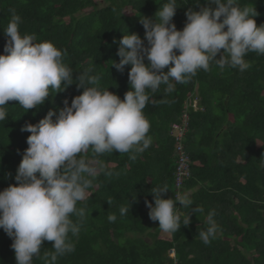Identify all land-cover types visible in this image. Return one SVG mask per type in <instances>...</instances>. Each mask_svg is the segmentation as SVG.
Masks as SVG:
<instances>
[{"label":"trees","instance_id":"16d2710c","mask_svg":"<svg viewBox=\"0 0 264 264\" xmlns=\"http://www.w3.org/2000/svg\"><path fill=\"white\" fill-rule=\"evenodd\" d=\"M167 2L0 0V54L8 39L4 29L15 12L21 17V33L35 34L36 42H52L74 76L90 69L91 75L99 77L101 89L123 99L130 90L131 65L119 71L113 64L121 59L119 40L128 33L144 38L141 18L156 20V12ZM238 3L256 9L257 25L264 24V0ZM176 5L173 22L182 30L187 10L208 7L209 0H176ZM245 58L251 67L243 72L231 67L220 70L213 64L210 71L198 70L187 84L177 83L171 93L165 91L166 85L149 93L143 111L150 122L152 144L135 159L119 152L95 156L91 149L84 154L99 171L87 199L77 205L86 215L78 236L70 234L75 250L58 257L57 264H264V55L251 52ZM83 91L74 82L27 112L18 101L8 102V117L0 121V191L18 183L16 172L31 135L21 128L38 123L50 110L58 115L65 99L70 105ZM195 101L200 107L194 106ZM183 112L189 114L184 147L193 167L181 190L191 192L193 204L182 208L177 202L181 228L165 233L158 221L150 219L146 201L154 204V188L167 185L165 198L178 190L174 175L178 156L171 128L174 122H182ZM121 206L128 209L123 216ZM193 207L204 211L192 213L190 225L183 226L184 215ZM210 212L218 231L206 245L198 233L206 230ZM109 214L117 216L115 222H109ZM12 243L0 228V264H16ZM52 244L44 241L33 264H45L43 254L54 251Z\"/></svg>","mask_w":264,"mask_h":264},{"label":"clouds","instance_id":"9594fccd","mask_svg":"<svg viewBox=\"0 0 264 264\" xmlns=\"http://www.w3.org/2000/svg\"><path fill=\"white\" fill-rule=\"evenodd\" d=\"M177 7L176 0H168L156 12V20L141 18L144 38L128 33L119 40L121 59L113 64L119 71L131 65L130 90L123 99L101 89L99 77L91 75L90 69L74 76L62 62V51L50 41L36 42L35 34H22L21 17L12 13L4 29L8 38L4 54H0V121L8 117L9 101H18L27 112L74 82L84 88L70 105L65 99L58 115L50 110L38 123L21 128L31 135L16 172L18 183L0 191V228L13 240L16 264H33L44 241L53 242L54 250L44 252L45 264H57L58 257L75 250L70 234L78 236L86 215L77 205L87 199L97 175L95 161L86 160L84 154L91 149L95 156L119 152L135 159L147 150L152 138L143 110L149 93H156L161 85L171 93L177 83L187 84L198 70L210 71L213 64L220 70L231 67L243 72L251 67L245 58L248 53L264 55V24L257 25L256 9L241 8L238 0H209V6L199 11L188 9L186 24L179 30L173 22ZM187 138L188 133L184 142ZM168 191L167 185L154 188V204L146 201V206L162 232L174 233L181 228L177 202L188 208L193 201L190 191L177 190L165 198ZM203 211L193 207L184 215L183 226L190 225L192 213ZM127 212L120 207L121 216ZM213 217L208 213V226L198 233L206 245L217 235ZM116 219L115 214L108 215L109 222Z\"/></svg>","mask_w":264,"mask_h":264},{"label":"built area","instance_id":"2783aa9c","mask_svg":"<svg viewBox=\"0 0 264 264\" xmlns=\"http://www.w3.org/2000/svg\"><path fill=\"white\" fill-rule=\"evenodd\" d=\"M182 116V122L173 123L171 128V135H173L176 140V152L178 156V164L176 166L175 172V185L178 190L182 189L184 182H186V180H188L192 174L191 157L184 147V140L189 129V114L187 112H183Z\"/></svg>","mask_w":264,"mask_h":264},{"label":"rangeland","instance_id":"374dc122","mask_svg":"<svg viewBox=\"0 0 264 264\" xmlns=\"http://www.w3.org/2000/svg\"><path fill=\"white\" fill-rule=\"evenodd\" d=\"M98 1H99V0H98ZM100 1H101V0H100ZM102 5H103V4H102ZM194 105H195L196 107H200L198 101H195V102H194ZM96 168H97V172H98V171H99L98 166H97ZM170 255H171L172 257H174V256H175V252H174V251H171V252H170Z\"/></svg>","mask_w":264,"mask_h":264}]
</instances>
